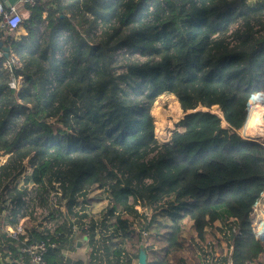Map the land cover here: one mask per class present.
Returning <instances> with one entry per match:
<instances>
[{"label":"trees","instance_id":"1","mask_svg":"<svg viewBox=\"0 0 264 264\" xmlns=\"http://www.w3.org/2000/svg\"><path fill=\"white\" fill-rule=\"evenodd\" d=\"M248 1L37 0L22 5L25 36L0 31L23 79L18 92L9 87L3 56L0 152L9 156L0 197L9 209L28 184L48 195L59 183L64 222L53 233L33 230L57 244L47 262L136 264L142 247L146 264H205L206 242L221 245L206 230L218 220L233 264L258 261L251 213L264 193V146L238 129L264 93V0ZM163 94L185 114L161 143L149 107ZM26 159L29 175L9 189ZM92 187L107 195L98 219L75 209ZM137 204L168 222L151 235L136 223ZM77 247L85 260L64 257ZM13 260L30 264L0 231V264Z\"/></svg>","mask_w":264,"mask_h":264},{"label":"rangeland","instance_id":"2","mask_svg":"<svg viewBox=\"0 0 264 264\" xmlns=\"http://www.w3.org/2000/svg\"><path fill=\"white\" fill-rule=\"evenodd\" d=\"M255 1L257 0H249L248 4L249 3L254 4ZM77 27L80 28L79 26ZM22 84H23V81H22ZM22 84H21V87H22ZM257 104L264 105V93H259L257 97L254 98L252 103L249 105L250 113H251L252 108L256 106ZM149 109H150V113H152L153 115V124H154L153 132L155 134L156 139L158 140V142H161V143L168 141L171 133L174 130L178 129L176 124L181 118H183L185 112L181 110L179 103L176 100L175 96L171 94L161 95L157 101L153 102L150 105ZM210 110L213 113L216 112L219 115H221V111H219L218 106L216 105L211 107ZM255 122H257L260 125H263L260 127L259 131L253 134L252 133L250 134L249 133L250 129H248L247 124H246L247 122H246L240 129H238V133L243 139L255 140L259 144L264 146V111H262L260 118H257ZM222 124L224 125V122ZM8 156H9L8 154H5V153L2 154V152H0V163H4L7 160ZM31 169H32V165L30 164L29 160L26 159L23 162V169L21 170L20 174L13 178L16 182L14 185L18 187L22 186L24 177L29 175V172L31 171ZM32 187L33 186L31 184H28V187L26 190V192L30 191V200H29L28 206L30 205V207L31 206L34 207L36 205L37 210L44 209V212L46 213L45 220L43 221L44 224L42 223L39 224L40 227L44 226L45 228H48V229L50 228L51 230H54L56 229V227L62 225V223L64 222L63 215L66 213V209H64V206L63 207L61 206L60 209L59 208L53 209L51 207V204L48 201V196L45 194L46 191L44 192L35 191L33 190ZM79 198H80L81 203H79V205L75 207L77 211H80L79 213L88 212V213H91L93 216H95L96 219H98L99 218L98 216L101 214V212H104L105 205L107 203V195L103 193V190H100L96 187H92V188H89L88 191H86V194L84 196L79 197ZM6 199L7 197H0V231L5 232L6 235L9 236L8 233L4 230L5 229L4 227L7 225L8 227L12 228L14 224H17L16 221H13L12 223L9 221L15 220V218L18 217L17 214H20V211L19 210L10 211L9 209H7L8 202H6L7 201ZM258 201H259L258 206L261 208L262 216L261 217L258 216V221L256 224L253 223L254 219H252V223H253L252 228L256 235V238H258L259 241L261 242L259 238L261 234L259 235V233L262 232L264 229V193L262 194V196L260 197ZM135 207L137 208L138 213L140 215L139 217L136 218V223L137 222L139 224L145 223L146 225L150 226L151 235L156 231V228L162 227V224L164 222L166 221L168 222L167 217L163 216L161 218H158L156 216V214L157 215L159 214V211H157L156 213H153V211H151L150 208L145 207L144 205H140V204H137ZM32 209H30L31 210V222L30 223L28 221L25 222L28 228H30V224H32V222L41 220L44 217V213H40V212H37L36 215L34 216ZM255 213L256 211L254 212V214ZM22 217L23 216H20L19 218H22ZM74 219L75 218L71 217L72 221H75ZM87 221L88 219L84 220L83 223L87 225ZM229 221L231 222L232 219H229ZM36 223H40V222L38 221ZM220 223L221 221L219 220L215 221L213 223L214 224L213 226H209L206 228V230L213 232L215 236H217L220 239L221 245L217 247L213 239L208 240L206 244L204 245V247L202 245L203 248H207L208 250V252L206 251V257L204 258V260L206 261L205 264H226V261L224 262L223 258L225 256L227 257L230 256L231 249L227 251L228 247L226 246L227 243L229 242L228 240H230V237H228L227 232L220 233L219 231L218 232L215 231L216 230L215 228H218V226H221ZM74 224H71L70 226L72 229L76 228ZM211 227L213 228V230H211ZM99 231H100L99 227H96V230L94 233L97 239L99 238ZM146 231L147 230H145L144 232ZM150 242H151V238H147V243L149 244ZM263 243L261 242V245H262L261 255L262 256H260L262 264H264V244ZM70 257L72 260H85L87 258V255H82L77 250H74V253L71 254ZM136 264H139L138 260Z\"/></svg>","mask_w":264,"mask_h":264},{"label":"built area","instance_id":"3","mask_svg":"<svg viewBox=\"0 0 264 264\" xmlns=\"http://www.w3.org/2000/svg\"><path fill=\"white\" fill-rule=\"evenodd\" d=\"M36 1L37 0H17V3L9 4L6 7L3 5H0V31L2 29H5L6 27H9L15 31L21 28L24 23H23V16L20 13L18 5L28 4L29 6H34L36 5L35 4ZM4 47L8 48V56H7V59L4 60V62L2 63V66L5 70L9 71V87L12 88L15 92H18L21 88L23 79H21L20 76H14L12 70L14 66H17V67L20 66V61H18V58L14 54V52H12L10 44ZM3 55H4V51H3V48L0 46V59L3 57ZM15 183H16L15 180L11 179L9 182L8 188L11 189V187ZM52 185L53 186L49 188V190H47L48 191V195H47L48 201L51 204V207L53 209H56V208L60 209L61 206L62 207L64 206V200L62 199V192L60 191L59 183L56 182V183H53ZM5 191L6 190H4V192ZM5 196L7 197L8 195L5 194ZM29 200H30V193H26L25 195L21 197V202L17 204L14 201L13 204L9 206L10 211L19 210L20 214H17L18 217H16L15 220L9 221L11 223L13 221H16L17 224H14L12 228L6 225L4 227L5 228L4 230L8 232V235L11 239H14L19 244L20 258L22 259L27 258L30 264H50L49 262H47L44 256L50 250L57 248V244L51 238L50 235L49 236L45 235L46 237L44 238L34 239L33 230L38 229V231H43L41 233L44 234L45 231L53 233L55 229L51 230L50 228L48 229V228H45L44 226L40 227L39 224L41 223L44 224L43 221L45 220L46 213L44 212V209L37 210L36 205L34 207L33 206L30 207V205L28 206ZM258 203L259 201L256 203V206L254 207L251 213V217L252 219H254L253 223L255 224L258 221V216L260 217L262 216L261 208L258 206ZM30 209L33 210L34 216L36 215L37 212H40V213H44V217L41 220L32 222V224H30V228H28L25 222L27 221L29 223L31 222V210ZM255 211L256 213L254 214ZM20 216H23V217L19 218ZM38 221L40 223H36ZM259 235H260L262 242H264V229L262 232L259 233ZM15 261H18V260H15ZM230 264H232V262H230Z\"/></svg>","mask_w":264,"mask_h":264},{"label":"crops","instance_id":"4","mask_svg":"<svg viewBox=\"0 0 264 264\" xmlns=\"http://www.w3.org/2000/svg\"><path fill=\"white\" fill-rule=\"evenodd\" d=\"M1 1V3H5L6 4V0H0ZM14 2H16V0H14ZM17 3V2H16ZM19 6V10H20V13L22 14V16L25 18L26 16H27V12H26V10L24 11L23 10V6L21 5V4H19L18 5ZM18 34L19 35H21V34H23V36H25L26 34H27V31L24 29V28H19V30H18ZM0 43L3 45V42H1V38H0ZM167 142V141H166ZM255 206H256V204H255ZM254 206V207H255ZM254 209V208H253ZM75 225V224H74ZM257 234V233H256ZM260 238V237H259ZM260 240H261V238H260ZM79 241V243H80V240H78ZM77 241V242H78ZM261 242H262V240H261ZM263 243V242H262ZM264 244V243H263ZM77 246H79V244L77 245ZM75 250H77L79 253H81L82 255H83V253L85 252V249H80L79 247H77ZM62 252H63V255H64V257L66 258V259H68V260H70L71 259V257H70V255L71 254H73L74 253V250H71V249H69V248H65L64 250H62ZM69 253V254H68ZM260 256H262L261 254L259 255V257H258V261H256V262H254L253 264H262V262H261V257ZM7 258H5V260H6ZM72 260V259H71ZM230 259H229V257H227L226 259H225V261H226V264H230V262H232L231 260L229 261ZM73 261V260H72ZM22 264V263H21ZM232 264H233V262H232Z\"/></svg>","mask_w":264,"mask_h":264},{"label":"bare ground","instance_id":"5","mask_svg":"<svg viewBox=\"0 0 264 264\" xmlns=\"http://www.w3.org/2000/svg\"><path fill=\"white\" fill-rule=\"evenodd\" d=\"M4 56V55H3ZM7 59V58H6ZM262 111H264V105L263 104H257L256 106H254L251 110V113L249 115V118L247 120V127L249 130V133L253 134L257 131L260 130V127L263 125L258 124L257 122H255V120L257 118H260V115L262 113ZM260 120V119H259ZM261 121V120H260ZM28 193H30V191H28ZM7 232V231H6ZM8 233V232H7ZM9 237V236H8Z\"/></svg>","mask_w":264,"mask_h":264},{"label":"water","instance_id":"6","mask_svg":"<svg viewBox=\"0 0 264 264\" xmlns=\"http://www.w3.org/2000/svg\"><path fill=\"white\" fill-rule=\"evenodd\" d=\"M6 4L5 3H1L0 1V5H3V6H8L9 4H15L17 2H14V0H6ZM0 46L3 48V51H4V57L7 58L8 56V48L7 47H4L1 43H0ZM77 244H79V241L77 242ZM146 253H145V250L144 248H140V251H139V254H138V263L139 264H146ZM10 264H21L19 263L18 261H15L13 260L12 262H10Z\"/></svg>","mask_w":264,"mask_h":264}]
</instances>
